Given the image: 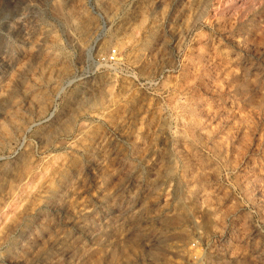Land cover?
I'll return each mask as SVG.
<instances>
[{"label":"clouds","instance_id":"9594fccd","mask_svg":"<svg viewBox=\"0 0 264 264\" xmlns=\"http://www.w3.org/2000/svg\"><path fill=\"white\" fill-rule=\"evenodd\" d=\"M262 7L27 0L0 54V264L52 200L79 215L101 194L133 241L118 264H264ZM71 246L68 264H101L99 244Z\"/></svg>","mask_w":264,"mask_h":264},{"label":"rangeland","instance_id":"374dc122","mask_svg":"<svg viewBox=\"0 0 264 264\" xmlns=\"http://www.w3.org/2000/svg\"><path fill=\"white\" fill-rule=\"evenodd\" d=\"M95 7V0H91ZM104 7L109 6V0H100ZM240 4L248 0H238ZM27 0H0V54L8 41L9 36L17 42L23 43L25 30L22 24H16L17 17ZM69 6L76 3V0H67ZM159 6V2L157 4ZM264 19V7L259 13H254L251 23L256 24ZM11 65L8 61L0 58V80L7 79ZM99 171V165L93 158L89 159L86 175L95 186L96 177L93 175ZM90 194V193H89ZM92 205L94 212L77 214L75 209L68 204L67 199L58 197L51 201L50 205L37 216L30 218L21 229L18 252L9 256L5 264H28V260L22 258L27 253L31 257L30 250L46 248L38 261L33 264H68L72 257V241H86L90 245L101 246L103 255L101 264H118L123 252L122 244H131V238L127 241H120L115 228L117 222L118 207L103 198L102 194L93 197ZM139 232L140 229L137 228ZM69 233V236L57 239L50 243L53 235L61 236ZM145 248V252H150Z\"/></svg>","mask_w":264,"mask_h":264}]
</instances>
